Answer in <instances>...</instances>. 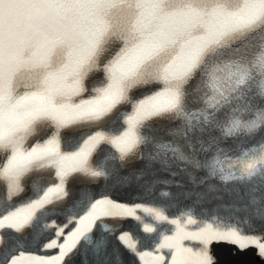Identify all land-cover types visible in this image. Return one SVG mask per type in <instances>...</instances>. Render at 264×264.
<instances>
[{
    "label": "snow or ice",
    "instance_id": "6c2138e0",
    "mask_svg": "<svg viewBox=\"0 0 264 264\" xmlns=\"http://www.w3.org/2000/svg\"><path fill=\"white\" fill-rule=\"evenodd\" d=\"M214 243L264 264V0H0V264Z\"/></svg>",
    "mask_w": 264,
    "mask_h": 264
},
{
    "label": "bare ground",
    "instance_id": "6f19581e",
    "mask_svg": "<svg viewBox=\"0 0 264 264\" xmlns=\"http://www.w3.org/2000/svg\"><path fill=\"white\" fill-rule=\"evenodd\" d=\"M223 258L220 261V264H246L249 261H255V264H259V261L253 259L250 254L244 255V258L240 260L230 257L226 252L221 255Z\"/></svg>",
    "mask_w": 264,
    "mask_h": 264
}]
</instances>
